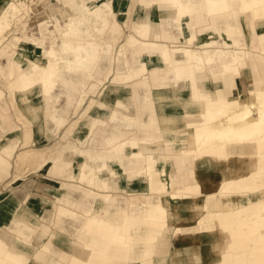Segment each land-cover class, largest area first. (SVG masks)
Listing matches in <instances>:
<instances>
[{
    "label": "bare ground",
    "instance_id": "obj_1",
    "mask_svg": "<svg viewBox=\"0 0 264 264\" xmlns=\"http://www.w3.org/2000/svg\"><path fill=\"white\" fill-rule=\"evenodd\" d=\"M15 1L21 3L23 9L24 5H28L26 0ZM15 1L0 0V33L5 27L4 20L8 16V9L16 6ZM34 1L30 0L26 9L29 13L23 18L25 26L22 36L15 37V41L18 43H12L2 48V53L9 54L6 79L20 100L19 111L24 112L21 116L31 123L40 113L42 115L44 113L40 107L39 97L34 101H31L29 97H24V87L43 86L47 91L58 83L64 86H77L82 83L81 80L73 81L65 77L67 68L72 67L71 62L68 59L60 58L54 49H48L42 55L35 56L38 48L34 44H38V42L33 39L27 44V38L30 36L27 31L31 27V12L36 13L35 9L39 10V6L44 5L42 3L35 8ZM57 1L61 4L59 7L61 15L53 12L54 9L58 10L53 2L51 5L49 4L47 10L54 14L37 20V33L40 29V33L47 31L55 36L70 35L72 27L69 24L73 20L89 22L85 15L87 7L91 13L96 14L98 19L104 17L106 20L102 28L94 24V27L101 32L109 22L108 14L112 15L110 10L100 5L89 6L88 0ZM197 1L191 0L188 6L189 11H193ZM228 1L204 0L210 7L219 5L221 8L219 18L226 22L233 16L232 13L227 12ZM230 1L233 9H238L237 18L241 9L250 24H254L256 18H264V2L261 0ZM133 2L122 11V17L124 20L127 19V23L137 31L153 38L163 37L162 28L156 30L146 22L141 24L133 22L132 14L138 5L153 4L164 7L173 4L180 8L182 13H185L181 0H134ZM69 9L74 14L67 16ZM66 19L69 21L67 22ZM111 21V24L115 26L116 21ZM40 35L38 33L37 36ZM131 44L132 42L129 45L131 46ZM204 47L202 54L207 57L209 63L215 64L217 57L214 55L215 49H213L212 43L205 44ZM128 50V46H124V54ZM24 53H32V55L24 56ZM237 53L238 51L235 52V54ZM234 57L237 62L234 66L238 75L237 84L234 87H217L216 92L219 100L212 101L216 95L210 83L209 86L204 84L198 88L199 98L202 99L198 106L200 109H208L212 117L216 118L217 116L216 122L210 127L203 126L198 130L194 129L191 124L174 129L172 145L167 143V139L165 140L168 144L167 148L172 150L167 152L171 154L162 152L168 157V160L164 161L163 169L155 172L152 165L144 168L151 180L154 174L158 175L159 172H162L164 176L168 177V180L170 179L168 183H171V186L181 188V192L162 194L161 204L158 205L165 212L170 211L172 214V221L176 223V227L173 228L175 232L172 231L178 240V249L171 252L163 245L166 242L165 238H160L158 241L159 229L142 231L126 224L125 229L120 232L115 230L116 226L111 223L106 224L105 230L98 231L93 230L90 225H86L83 230L77 233L78 238L72 242L58 231L47 238L48 226L44 225L42 236H45V242L36 249L26 243V240L31 237L24 239V228L30 229L34 233L38 229L37 224H39L31 218L36 203L27 200L19 203L16 215L14 217L12 215L10 218V223L17 226V233H11L0 227V264H96L93 263L94 255H107L111 249L114 252L121 251V255H124L123 258L126 260L129 252L124 250V246L129 250L134 249L130 264H149L145 259L152 254L163 255L165 260L164 255L169 253L172 255L173 264H264V194L252 197L249 193H242L239 198L234 197L233 194L264 187V72L258 73L254 67L247 71L244 64L247 62L246 65H248L253 60L248 57L246 61L240 60L237 55ZM128 62L130 63L129 72L123 76L129 81L128 85H170L171 81L166 73L156 74V70L153 69L151 74L141 78L139 74L133 73L131 58L128 59ZM257 62L262 63L264 60L258 59ZM140 64L142 70L145 71L153 62L147 56ZM223 67L230 70L228 63H224ZM221 75L222 73L219 74V78H222ZM115 78L119 79L122 76ZM245 78L252 86L243 91L242 81ZM223 81L221 80V82ZM235 91H238L240 95L235 99H228L230 95H235ZM193 95H195V90ZM2 98L3 92L0 90V99ZM148 99L150 100V98ZM95 104L99 109L101 102ZM191 105L190 103L189 108ZM225 111L227 114L223 116ZM35 127L44 131V122L37 121ZM79 140L84 143V140ZM179 140L185 141V144L176 150L173 142ZM120 142L125 143L123 140ZM0 147L10 148L2 143H0ZM64 147L75 148L76 146L67 142ZM247 148L251 150L247 151ZM62 149L46 148L37 153L35 159L38 163H48L49 169L52 162L64 157ZM54 152L59 155V158L52 157ZM86 152L105 157L101 151ZM52 159L55 160L52 161ZM208 160L214 163V167L209 173H205L204 166ZM68 163V160H63L59 166V169H63L65 174H68L66 171ZM168 170L169 172H167ZM160 189L165 191L166 184H161ZM199 191L200 193L202 191L209 193L201 196ZM173 198H176L175 202L172 201ZM2 210L0 209V212ZM133 226L135 227V224ZM91 233L100 234L103 239L98 242H89V238L86 237ZM186 239L189 242H184ZM249 239L254 242H250ZM197 240L202 244L197 246ZM158 242H161V245L155 246ZM92 245L95 246L91 247ZM71 246H77V252L74 255L71 254ZM111 264H124V261ZM161 264L167 263L162 262Z\"/></svg>",
    "mask_w": 264,
    "mask_h": 264
},
{
    "label": "crops",
    "instance_id": "obj_2",
    "mask_svg": "<svg viewBox=\"0 0 264 264\" xmlns=\"http://www.w3.org/2000/svg\"><path fill=\"white\" fill-rule=\"evenodd\" d=\"M181 1L184 4L185 13H182L181 9L173 4L164 7L151 5L148 9H144L146 7L144 5H138L139 17L133 18L132 16L133 22L137 24L146 22L156 30L162 28L163 37L153 38L144 35L131 26L136 35L131 34L127 43L122 46V49L124 46H128L132 51L130 55L125 53L127 56L123 61L127 66L125 75L129 72L128 59L131 58L134 74H139L142 78L151 74V71L155 69L156 74L166 73L171 83L169 86H127V93L110 87L104 92L102 99L96 101L93 98L86 106L87 110L94 106L93 114H86L83 119L78 121L77 125L74 122L76 119H73L71 123L74 122L73 125L76 126L72 133V139H77V142L71 143L76 147L65 150L62 159L53 160L54 162L49 166L52 173H48V176L53 177L52 179L50 177L51 181L55 180L63 185H75L83 190L79 194L75 192L63 197L45 186L39 177L36 179L37 189L40 192L44 191L42 192L44 195L36 191L37 195L25 197L28 201L36 203L31 218L39 223L37 224L38 229L34 233L30 229L24 228V239L31 237L26 240V243L31 247L38 249L45 242V236H42L44 225L48 226L47 238L58 231L69 241L76 240L78 236L70 237L59 230L64 227L63 225L61 227V223H63L61 217H65V221L67 218L79 220L80 224L75 225L78 232L83 230L86 225H90L95 231L105 230L108 223L115 225V230L120 232L125 229L126 224L142 231L153 228L160 230L166 226L169 212H165L158 206L162 197L159 188L164 182V178H162L164 174L162 172H159L158 175L154 174L151 180L144 168L152 165L155 172L157 168H163L164 161L168 160V157L164 154V156L160 155L156 158L154 156L151 158V156L152 154L156 155L157 150L165 152L168 149V142L166 143L165 140L171 138L174 129L188 124L197 130L203 126H211L210 123L205 124L210 118L209 111L200 109L198 106L202 102V99L199 98V86L204 84L209 86L210 83L216 95L212 101H216L219 100L216 92L217 87H234L237 84V76L231 71L228 72V78L223 82L219 77H215L217 72L211 69L207 57L202 54L205 44L212 43L213 49H215L214 55L217 58L221 54V48L228 50V57H232V53L236 48H239L244 61L247 60V57L253 60L248 65H246L247 62L244 64L247 71L254 67L258 73L264 72V62H257L258 59L264 60V18H256L254 24H250L242 9L239 10L240 14L237 18L238 9H233L229 0L227 12L232 13L233 16L228 19V23L219 18L221 14L219 5L210 7L204 0H198L191 12L188 10L191 0ZM156 11L158 19L154 20L152 16ZM162 16L165 17L163 20L160 19ZM116 24L120 25L119 20H116ZM130 42H132L131 46ZM125 54L114 57V60L111 61V66L107 67L110 71L109 77L113 74L115 77L122 76L121 73L124 71L116 69L114 66L116 62H119V59L122 63V57ZM147 56L153 64L144 71L140 63ZM107 58L112 59L109 55ZM3 59L5 57H0V66L5 62L4 72L8 73V59ZM1 83L2 79H0V85H2ZM1 87L6 88V86ZM70 87L68 89V86H56L53 95L48 99L51 111H45L44 127L50 121L57 125L54 117L66 119L64 124L66 127L71 124H67V120L71 119L72 115L80 117L83 106L76 110V103L83 86H76L78 89L76 91H72L73 89ZM92 87L88 86V89ZM194 90L195 95H193ZM63 93L66 95L65 103H62L61 99ZM91 95L94 94L91 93ZM97 102H101L99 109L95 104ZM190 103L192 105L189 108ZM12 109L16 111L17 119L22 118L20 120L24 123V116H21L24 112L19 111L20 109L16 103L13 104L11 97L6 95L0 99V143L4 141L6 146H15L10 157V169L13 157H16L15 155L19 152L17 148L22 145L19 143V124L14 119ZM77 112H79L78 115ZM112 118L114 120H110ZM212 118L214 119L215 116ZM69 129L71 131L72 128L69 127ZM69 129L65 132L68 133ZM23 133L24 140L25 130ZM79 139L84 140V143ZM24 147L27 146L23 145L21 150ZM86 151H101L105 157L88 154ZM63 160L69 162L66 166L69 176L67 181H62L61 177L55 173L60 170L59 166ZM9 176H6L3 182L7 183ZM49 184L54 183L49 181ZM3 193L7 194L8 191ZM155 196H157L156 202L154 201ZM56 199L59 202H56ZM140 199L147 201L139 204ZM50 204H55V212L60 218L58 228L54 231L50 229L49 225L43 223L44 208ZM105 204H107L106 208ZM112 205H119V207L116 210H111L109 207ZM15 210L14 205L11 208L13 217L16 215ZM86 238H89V242H98L103 239L100 234L94 233ZM184 242H189V240L186 239ZM196 242L197 246L202 244L199 240ZM184 244L186 245V243ZM159 245L161 242L155 244V246ZM163 245L171 251L173 244L166 240ZM124 250L129 252L126 260L123 258L124 255H121V251L114 252L111 249L103 259L94 256L93 263L111 264L124 261V264H130L134 249L129 250L124 246ZM71 254L74 255L72 246ZM164 257L165 260L163 255L152 254L145 261L149 264H161L162 262L173 264L170 253Z\"/></svg>",
    "mask_w": 264,
    "mask_h": 264
},
{
    "label": "rangeland",
    "instance_id": "obj_3",
    "mask_svg": "<svg viewBox=\"0 0 264 264\" xmlns=\"http://www.w3.org/2000/svg\"><path fill=\"white\" fill-rule=\"evenodd\" d=\"M15 1V0H12ZM80 1V0H79ZM134 0H88V5L93 6V5H100L105 9L110 10L112 12V15L108 14V24L106 28L103 31H98L95 27L94 24H96L98 27L102 28V26L105 24V19L104 17L98 19L95 13H91L88 9L86 8L87 11H85V15L88 17L89 22H85L84 20H80L79 22L76 20H73L72 23L69 24V26L72 27L71 34L66 36V34L63 35H53L51 32L44 31L42 33L41 30L39 29L38 33L41 34L40 36H37V20L49 17V15H53L55 12L60 14V3L57 0H35L33 6L36 8L37 5L39 4H44L43 6H39V10H36V13L31 12L30 19H31V27L27 31L29 33V37L27 38V44L33 41V39H36L38 44H34L38 49V52H35V56H40L43 54L44 51L50 49H54L57 55L60 58L68 59L71 62V68L65 71V77H67L70 80L73 81H78L81 80L82 83L78 84L77 86H83L81 93L79 95V98L76 103V110H78L80 107L83 106V111L78 118V116H71L72 118L67 120V124L71 123L73 119H76L74 122H76V125L78 121L84 118L86 114H93L94 113V106L90 107L89 110H87L86 106L88 103L91 101V99H96V101L102 99V96L104 95V92L108 90V88H115L117 90L124 91V93L128 92L127 86L129 84V81L124 79V75L126 74V64H124L125 58H127L126 54L122 57V63L119 62L115 63L114 68L116 69H121L124 71L121 73L122 78L115 79V75L113 76L110 75V71L107 67L111 66V61L114 60V57H119L122 55L123 49L122 46L127 43L129 40V36L131 34L136 35V33L133 31V28L131 25L127 23V19L124 20L122 17V10L124 8H127L132 4ZM52 2L58 7V10L55 11L54 13H50L48 9V5L52 4ZM16 3L15 7H11L8 9V16L4 20V28L3 32L0 33V57H5V59H8L9 61V54H4L2 53V48L6 47L9 44L12 43H18L15 41V37L17 36H22L23 33V28L25 26V23L23 22V18L29 13L26 9L28 8L30 4V0H26V3L28 5H24V9L22 8L21 3ZM46 3V4H45ZM53 4V5H54ZM150 5H147L144 7V9L150 8ZM143 9V10H144ZM38 11H40L38 13ZM106 11V10H105ZM159 11V10H157ZM157 11L154 13L152 18L154 20L158 19V13ZM108 12V11H106ZM71 14L73 15L74 12L71 11L70 9L67 12V16ZM61 15V14H60ZM107 17V15H104ZM133 18L139 17V10L138 7L137 9L134 10L133 12ZM105 17V18H106ZM110 17V18H109ZM165 17L162 16L160 19H164ZM107 19V18H106ZM111 20H119L120 25L115 23V26L111 24ZM68 22L69 20L66 19ZM142 36V35H141ZM222 40V39H221ZM53 42L54 45H53ZM228 46V44H227ZM155 50V49H154ZM158 51V50H157ZM238 51L237 54L235 52ZM128 55L132 53L131 50H129ZM228 50L226 48H221V54L218 56L217 61L215 64L209 63L210 67L212 70H214L216 73L215 77L218 78L219 74L222 73V78L221 80H225L228 78V72L234 73L237 78L238 75L236 74L234 70L235 64L237 62L235 61V55L237 57L241 58V50L239 48L232 53V57H228ZM24 56H31L32 53H24ZM109 56L112 57V59L107 58ZM138 55V54H137ZM139 56V55H138ZM3 59V60H5ZM208 61V60H207ZM224 61V62H223ZM218 62V63H217ZM223 62V63H221ZM2 63V62H1ZM224 63H228L230 65V70H226L225 67H223ZM78 67V68H75ZM6 68L5 62H3L0 66V79H2V85H0V90L3 92V97L6 95H9L12 99L13 104L16 103L17 107H20V100L16 96L15 91L12 89V86H10L9 81H7V73L4 72V69ZM7 69H8V64H7ZM108 69V70H107ZM85 71V72H83ZM230 74V73H229ZM237 83V81H236ZM1 86H6V88H3ZM56 86H64L62 84H55L54 86H51L49 90L45 91L43 86H31V87H24V97H29L31 101H34L37 97L40 98V107L44 115L41 113L34 118V122L31 123L29 120H27L24 117V123L22 118L17 119V115L15 114L16 111L12 109V113L14 115V119L16 122L19 124V132H20V140L19 143L22 145H19L17 148V155L16 157H13L12 160V167L10 169V157L13 153V148L15 147L14 145L11 146L9 149L1 148L0 147V209H3L2 212H0V227L11 232V233H17L16 228L17 226L13 223H10V218L12 217V211L11 208L15 205V209H18L19 203L20 202H25L27 201V198H25L28 195H35L39 191L37 189V184H35L36 179L39 177L40 180L45 186H48L50 190L54 191L56 194H59L63 197H66L65 195H72V193H81L83 189L79 188L78 186L71 185V184H60L57 183V181H51L50 177L48 176V173H52L50 169H48L47 164L48 163H41L36 161L37 153L41 152L42 150L50 147H56L57 150L62 149V152L65 153V150H68L70 147H64L65 143L67 142H77V139H72V133L76 125H73L71 123L68 127L64 124L66 123V119L64 118H55L57 125H54L52 121L49 122V124L45 125L44 131H40L35 127V123L37 121H42L44 122L45 119V110L46 111H51V108L49 107L48 104V99L53 95V91L55 90ZM88 86H93L91 89H88ZM252 85L249 82L248 79H244L242 81V90L246 91V88H250ZM70 86H68L69 89ZM70 89H73L72 91L78 90L76 86L70 87ZM93 93L94 95H91ZM82 94L83 97H82ZM239 92L235 91V95H230V98L228 99H235L237 96H239ZM82 97V98H81ZM81 98V99H80ZM62 103H65L66 101V95L63 93L62 94ZM208 110V109H206ZM79 112H77L78 115ZM73 114V113H72ZM227 112L225 111L223 113V116H226ZM210 117L208 123L212 126L214 122L218 119L212 118L211 113L208 114ZM213 119V120H212ZM110 120H114L113 118ZM74 126V127H73ZM69 127H72L71 131L66 133L69 129ZM24 130H25V139L23 140L24 137ZM55 133V134H53ZM173 136L172 134L171 138L168 139L169 145H172L173 141ZM24 143H23V141ZM6 146V144L1 142ZM175 146V149H179V146L184 145L185 141L179 140L178 142H173ZM29 144V146H28ZM60 144V145H59ZM27 146L26 148L24 147L23 150H21L22 146ZM42 145H44L42 147ZM73 148V147H71ZM30 149V150H28ZM21 150V151H20ZM172 149H167L165 152L166 154H171L167 153L170 152ZM247 151H250V148L246 149ZM163 155L160 150L156 151V155L152 154V156H160ZM164 156V155H163ZM52 157L59 158V155H56L55 152ZM61 158V157H60ZM55 159H52V161ZM206 165L204 166L205 173H209L211 169L214 167V163L211 160L206 161ZM163 169V168H162ZM161 168H157L158 171L162 170ZM57 175L61 177V180L67 181L69 180L68 174H65L63 169L59 170L58 172H55ZM10 175V176H9ZM6 176H9V180L7 183L3 182ZM53 177H51L52 179ZM164 178V182L162 185L165 183L167 186V189L165 191H162L159 188V192L161 194H171L173 192H181V188L179 186H171V183H168L170 179L168 180V177L162 176ZM46 180V182H45ZM252 180V179H251ZM39 181V180H38ZM48 181V182H47ZM50 182H53L54 184H49ZM61 185V186H59ZM259 188H253V189H248L247 191L244 192H235L234 197H241L242 193H249L253 196H262L264 194V187L262 189ZM7 192V194H4L3 192ZM42 192L44 191H39L40 194L44 195ZM209 192H203L199 194H202L201 196H205ZM37 195V194H36ZM52 199L54 197H51ZM7 200V201H6ZM56 202H59L58 199L55 200ZM146 199H140L139 204H142L143 202H146ZM154 201H157V196H155ZM172 201H176V198H173ZM161 204V202H160ZM159 204V205H160ZM47 207L44 208L43 211V223L47 224L50 226V229L54 231L58 227V222L60 221V218L58 214L55 212V204H50L46 205ZM104 207H107V204L104 205ZM119 207V205H112L109 208L111 210H116ZM15 210V211H16ZM168 224L161 228L159 230L158 235V241L160 238H165V240H169V242H172V248L171 252L174 250L178 249V241L175 236V230L173 228L176 227V223L172 221V214L170 211H168ZM51 216V219H50ZM62 220L61 222V227L59 230H62L65 234H68L70 237L76 238L77 236V229L75 228V225H79L80 221L79 220H74L72 218H67V221L64 220L65 217H61ZM66 219V218H65ZM170 222V223H169ZM170 230H169V229ZM169 231H168V230ZM174 230V232L172 231ZM39 234V233H38ZM161 236V237H160ZM39 237V235H38ZM42 239V238H40ZM171 239V240H170ZM35 242L37 241L36 238L34 239ZM250 242L251 239H249ZM42 242V241H41ZM241 242V241H237ZM177 244V247H176ZM74 254L77 252V246L73 247ZM94 256L100 257V258H105L107 255L103 254L102 256L100 254H95Z\"/></svg>",
    "mask_w": 264,
    "mask_h": 264
}]
</instances>
